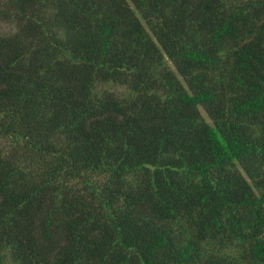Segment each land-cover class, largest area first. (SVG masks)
Here are the masks:
<instances>
[{
  "label": "trees",
  "instance_id": "1",
  "mask_svg": "<svg viewBox=\"0 0 264 264\" xmlns=\"http://www.w3.org/2000/svg\"><path fill=\"white\" fill-rule=\"evenodd\" d=\"M0 264H264V0H0Z\"/></svg>",
  "mask_w": 264,
  "mask_h": 264
}]
</instances>
